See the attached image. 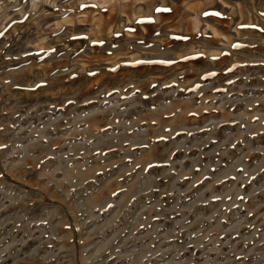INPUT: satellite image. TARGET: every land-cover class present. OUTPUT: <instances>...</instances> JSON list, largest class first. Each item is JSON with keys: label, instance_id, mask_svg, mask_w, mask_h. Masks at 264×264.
<instances>
[{"label": "rangeland", "instance_id": "374dc122", "mask_svg": "<svg viewBox=\"0 0 264 264\" xmlns=\"http://www.w3.org/2000/svg\"><path fill=\"white\" fill-rule=\"evenodd\" d=\"M0 264H264V0H0Z\"/></svg>", "mask_w": 264, "mask_h": 264}]
</instances>
